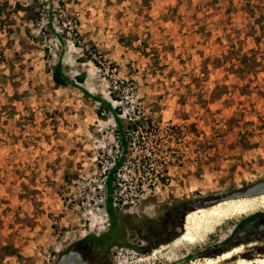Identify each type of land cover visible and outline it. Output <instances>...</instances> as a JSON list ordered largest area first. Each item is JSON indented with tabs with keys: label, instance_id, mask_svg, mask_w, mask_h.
<instances>
[{
	"label": "rangeland",
	"instance_id": "rangeland-1",
	"mask_svg": "<svg viewBox=\"0 0 264 264\" xmlns=\"http://www.w3.org/2000/svg\"><path fill=\"white\" fill-rule=\"evenodd\" d=\"M4 1L0 249L10 247L16 256L0 252V264H54L71 248L94 259L97 249L84 239L96 240L109 228L108 216L79 208L80 193L69 187L93 176L101 151L120 130L79 89L53 87L50 69L61 51L65 74L71 80L85 74L78 86L91 96L123 101L129 93L113 87L132 84L144 118L165 135L159 151L169 177L136 214L117 212L124 219L121 239L102 264H167L211 252L242 219L264 212L261 195L227 198L264 180V0H64L63 8L58 0ZM16 3L34 6L38 17L15 12ZM119 120L120 133L141 157L152 135L132 133ZM196 202L211 203L191 210ZM223 202L246 206L236 212ZM219 204L225 215L212 221L209 233L205 225L197 230L193 245L173 246L177 235L160 242L178 206L190 214ZM237 248L239 254L216 264L264 257L259 241Z\"/></svg>",
	"mask_w": 264,
	"mask_h": 264
},
{
	"label": "built area",
	"instance_id": "built-area-1",
	"mask_svg": "<svg viewBox=\"0 0 264 264\" xmlns=\"http://www.w3.org/2000/svg\"><path fill=\"white\" fill-rule=\"evenodd\" d=\"M109 68L104 70L108 75ZM116 83V82H115ZM125 89L129 93L123 101L114 100L110 105L113 110L119 111L117 117L123 119L133 127L132 133L137 135H152L153 144L145 148L141 157L136 155L135 143L127 141V134L117 132L110 148H104L98 158L97 170L87 180L72 182L70 190H77L80 193L78 201L79 208H88L89 215L103 212L106 216V203L109 200L114 211L133 215L137 213L139 205L148 197L159 194L166 179L169 169L168 163L162 158L159 149L162 147L164 136L162 128L157 127L154 122H147L144 118L141 103L133 98L134 88L127 81H120L113 90ZM169 126H166L168 130ZM173 127V126H172ZM122 131V130H121ZM158 133V134H156ZM167 138H172L174 132ZM143 140L144 138L141 137ZM147 146V144L145 145ZM143 148V143L139 148ZM174 149L173 147H171ZM132 151L134 153H132ZM113 173L111 192L108 194L107 181L109 174ZM89 220V219H88Z\"/></svg>",
	"mask_w": 264,
	"mask_h": 264
},
{
	"label": "trees",
	"instance_id": "trees-1",
	"mask_svg": "<svg viewBox=\"0 0 264 264\" xmlns=\"http://www.w3.org/2000/svg\"><path fill=\"white\" fill-rule=\"evenodd\" d=\"M58 4L62 6V8L65 6L64 0H58ZM8 3L6 1L0 2V16L4 15L5 9L7 8ZM14 11H23L24 13L28 14L30 19L32 20L35 17H38V12H35V7L34 6H28V7H23L19 3H16L14 5ZM51 16H48V27L52 31V33H56L51 24ZM57 35V34H56ZM61 43V42H60ZM63 43H61L62 45ZM62 51L60 52L58 56V60L56 63L52 66L50 69L51 73V82L52 85L55 89H61V88H66V87H73L77 88L80 90L82 94H84L86 97L92 98L95 102L100 104L99 108V114L101 115L102 112H108L114 116L116 126L118 129L122 130V124L117 117L119 111L113 110L111 108V105L109 102L99 98V97H94L91 96L86 90L80 88V84H82L85 80V75L81 74L75 78V80H71L64 72L63 66L61 63V56H62ZM113 171L109 174V178L107 181V189H108V194L111 192V185L113 181ZM203 207V206H202ZM106 213L108 216L109 220V228L107 232L100 238L98 239H93L92 237L88 236L84 239V243L87 245L88 248L95 247L97 249V252H107L112 244H116L120 239L122 235V228H123V222L124 219L123 217L117 215V212L114 211L111 207V204L109 200H107L106 203ZM0 252H2L6 256H16V251L12 250V248L4 246L0 249ZM217 256V255H216Z\"/></svg>",
	"mask_w": 264,
	"mask_h": 264
},
{
	"label": "flooded vegetation",
	"instance_id": "flooded-vegetation-1",
	"mask_svg": "<svg viewBox=\"0 0 264 264\" xmlns=\"http://www.w3.org/2000/svg\"><path fill=\"white\" fill-rule=\"evenodd\" d=\"M250 187V186H249ZM188 205V204H187ZM197 208L203 206L201 203L196 202ZM184 215V206H178L173 214L171 215V220L168 225L165 226L163 235L160 242L172 239L179 229H183L184 225L180 224V219ZM185 217V216H184ZM250 241H259L264 247V212L256 214L249 218L242 219L234 228L230 237H228L224 242H222L213 251H208L203 249L195 254H186L185 256L178 258L167 264H186L195 260L196 258H213L216 255L228 252V250H233L237 248L240 244H247ZM264 248H262L263 250ZM108 252V251H107ZM107 252H96L95 258L86 257L90 262L94 264H102L104 257L107 256Z\"/></svg>",
	"mask_w": 264,
	"mask_h": 264
},
{
	"label": "bare ground",
	"instance_id": "bare-ground-1",
	"mask_svg": "<svg viewBox=\"0 0 264 264\" xmlns=\"http://www.w3.org/2000/svg\"><path fill=\"white\" fill-rule=\"evenodd\" d=\"M261 200L264 201V194L259 196ZM222 205H225V207L231 208L236 212L241 211L245 208V203H238L234 205H227L226 202L221 203ZM222 205H216L215 207H212L211 209H208L206 211L204 210H198L197 212H193L188 214L185 217V224H184V230L183 233L179 236V238L175 241L173 246H178L180 243H186L189 245H193L197 241L196 231L200 230L202 227H204V231L206 233H209L211 229L212 221H219L221 217L225 215V211H223ZM232 210V211H233ZM229 210H227L228 212ZM201 232V231H200ZM241 251V248H234L231 251L225 252L217 259H208L206 261V264H216L217 262L228 260L231 257H233L236 254H239ZM239 264H264V257L262 259H258L255 262H243L240 261Z\"/></svg>",
	"mask_w": 264,
	"mask_h": 264
},
{
	"label": "water",
	"instance_id": "water-1",
	"mask_svg": "<svg viewBox=\"0 0 264 264\" xmlns=\"http://www.w3.org/2000/svg\"><path fill=\"white\" fill-rule=\"evenodd\" d=\"M262 194H264V180H261L260 182H257L254 185L246 189L237 191L227 198H250V197L258 196ZM208 203H211V202H203L202 205L206 206V204ZM188 206L191 208V210H197L196 203H194L193 205H188ZM189 212L190 210H187L185 214H188ZM185 214L182 215L180 219L181 225L184 223ZM183 230L184 229L182 228L179 229L176 235L180 236L183 233ZM54 264H94V263L90 262L86 258L84 253L81 252L80 250L76 248H71L67 250L66 252L62 253Z\"/></svg>",
	"mask_w": 264,
	"mask_h": 264
},
{
	"label": "crops",
	"instance_id": "crops-1",
	"mask_svg": "<svg viewBox=\"0 0 264 264\" xmlns=\"http://www.w3.org/2000/svg\"><path fill=\"white\" fill-rule=\"evenodd\" d=\"M85 75V74H84ZM85 77H86V75H85Z\"/></svg>",
	"mask_w": 264,
	"mask_h": 264
}]
</instances>
